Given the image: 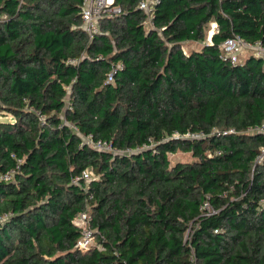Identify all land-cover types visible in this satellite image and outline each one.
<instances>
[{
	"label": "trees",
	"instance_id": "trees-1",
	"mask_svg": "<svg viewBox=\"0 0 264 264\" xmlns=\"http://www.w3.org/2000/svg\"><path fill=\"white\" fill-rule=\"evenodd\" d=\"M140 1L89 39L83 0H0V264H264V60L220 50L264 46V0Z\"/></svg>",
	"mask_w": 264,
	"mask_h": 264
},
{
	"label": "built area",
	"instance_id": "built-area-1",
	"mask_svg": "<svg viewBox=\"0 0 264 264\" xmlns=\"http://www.w3.org/2000/svg\"><path fill=\"white\" fill-rule=\"evenodd\" d=\"M158 0H141L138 8L144 12L147 16L146 23L147 28L151 27V16L153 13V7ZM122 14L120 6L115 5V0H83L81 7V27L88 36L89 39L99 35L101 33V23L107 19H112ZM221 57L224 62L235 64L247 56H253L264 60V46L260 42H248L241 37L235 35L227 38L221 45ZM248 132L264 135V123L255 126L248 130ZM203 134H186L182 138L186 139H200ZM90 146L96 151L119 153L112 149L111 145L103 141H92L87 138ZM142 148H136L134 150H126L124 153H130L131 151L140 152ZM15 174L14 170L0 176V180L9 182L13 180ZM92 175L88 171L81 173L80 179L75 178L72 180L73 184H78L81 180L84 182H90ZM93 196L90 195L87 202H92ZM90 206L84 212L76 215L73 220V224L81 230V236L76 243L75 248L78 251L84 252L89 250L95 245L94 233L90 227L91 217L89 214ZM201 211L206 215H213L215 211L211 208L208 202L203 203Z\"/></svg>",
	"mask_w": 264,
	"mask_h": 264
},
{
	"label": "rangeland",
	"instance_id": "rangeland-1",
	"mask_svg": "<svg viewBox=\"0 0 264 264\" xmlns=\"http://www.w3.org/2000/svg\"><path fill=\"white\" fill-rule=\"evenodd\" d=\"M147 25L148 24L145 22V24H144L145 28L148 27ZM214 28H215V25L213 23H211L208 26V28L206 29L204 42H200V43H185V44L181 45L182 50L185 53H188V52H190L192 50L201 49L203 44L210 43ZM9 120H11L10 116L4 117V116L0 115V121H9ZM168 159H169V162H170V166H174L176 164L191 163L193 161V157H192V155L190 153H184L182 151H177L174 154L168 155Z\"/></svg>",
	"mask_w": 264,
	"mask_h": 264
},
{
	"label": "water",
	"instance_id": "water-1",
	"mask_svg": "<svg viewBox=\"0 0 264 264\" xmlns=\"http://www.w3.org/2000/svg\"><path fill=\"white\" fill-rule=\"evenodd\" d=\"M213 34V33H212Z\"/></svg>",
	"mask_w": 264,
	"mask_h": 264
}]
</instances>
